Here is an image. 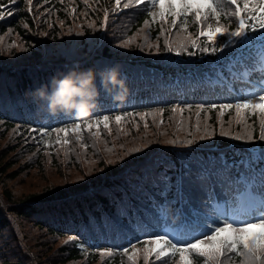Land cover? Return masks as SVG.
I'll list each match as a JSON object with an SVG mask.
<instances>
[{
    "label": "trees",
    "instance_id": "1",
    "mask_svg": "<svg viewBox=\"0 0 264 264\" xmlns=\"http://www.w3.org/2000/svg\"><path fill=\"white\" fill-rule=\"evenodd\" d=\"M130 7L135 9L124 15L129 23L105 41L103 22L121 15L115 6L107 9V19H99L95 16L103 14L102 10L85 15L88 0H34L32 5L27 0L16 4L0 0V11L5 12L0 38L15 45L0 43V264H133L122 251L128 248L131 254L133 244L139 250L135 264H145V240L165 231L177 240L190 239L197 224H208L191 209L202 211L217 199L232 203L234 211L240 209L245 215L254 202L264 199V184L257 179L262 176H246L241 164L255 145L264 149V142L258 140L261 112H245L240 120L235 108L221 116L218 107L235 103L237 94L264 79L260 54L239 51L247 49L240 38L225 36L212 45L221 48L215 54L193 49L190 43L179 55L168 52L166 39L175 42L189 33L192 38L199 36L194 15L188 16L187 31L177 26L162 32L163 22L151 23L146 5L136 6L133 0ZM9 10L12 16H7ZM168 21L165 29L171 28V17ZM221 23L234 30L229 19L222 18ZM125 40L131 41L129 46L120 47ZM104 42L111 46L104 47ZM198 43L206 46L207 38L199 37ZM21 46L28 50L22 51ZM6 49L20 50L19 58L6 61L1 54ZM114 65L120 66L125 80V100L114 103L100 88L97 76L99 104L86 120L109 115L114 121L125 112L152 115H145L144 120L139 115L127 117L109 140L106 135L104 139L94 135L100 126L82 127L81 139L70 132L69 144L53 142L39 151L34 138L41 127H66L84 120L50 116L26 93L72 69L99 72ZM246 71L250 72L247 77L243 75ZM225 84H231L234 92H228ZM193 129L197 135L192 137ZM222 131L228 135L222 136ZM53 133L55 139L64 136ZM247 133L257 138L255 143L233 138ZM188 140L193 143L187 144ZM113 148H121L117 164L100 161V153ZM137 148L142 150L134 151ZM95 154L103 176L84 180L79 186L72 184V176L89 171ZM15 178L27 183L23 189H30L33 179L34 189L25 195L12 194L7 183ZM79 244L88 245V251L81 253ZM109 249L113 250L111 257L100 254ZM242 259L232 254L224 264H242ZM153 260L150 257L149 264ZM201 260L196 258L193 264ZM167 264L181 263L176 256Z\"/></svg>",
    "mask_w": 264,
    "mask_h": 264
},
{
    "label": "snow or ice",
    "instance_id": "2",
    "mask_svg": "<svg viewBox=\"0 0 264 264\" xmlns=\"http://www.w3.org/2000/svg\"><path fill=\"white\" fill-rule=\"evenodd\" d=\"M29 5H32L34 0H27ZM121 0H116V4L119 5ZM9 3L16 4L17 0H9ZM133 0H128V3L123 5L124 8H129L132 5ZM243 6L240 5V0H135V5H146L148 9L157 8L158 11H150L149 15L153 21L163 22L161 24V31L171 32L172 29L179 26V28L187 31L186 25L188 23V16L194 14V21L200 25L199 36L192 38V34L189 33L187 37L176 40L175 42L165 40L166 50L168 52L175 51L177 55L181 52L188 50L189 43L193 49H199L201 52H211L215 54L221 51L219 46L213 47L220 36L229 37L232 39L244 38L248 40V34L255 33L264 44V0H242ZM13 12L9 10L7 16H12ZM108 13L105 12V19H107ZM168 17H171V28H164V24H168ZM5 18V12L0 11V20ZM222 18L229 19L230 23H235L234 30H230L229 27L221 23ZM214 20L215 25L209 23ZM147 24V21L145 22ZM27 27V25H25ZM89 28L94 27L93 24L88 25ZM78 35L83 34L78 32ZM199 37L207 38V45L199 44ZM256 37H253L255 39ZM131 43L130 40H125L121 43L120 47H128ZM173 43L175 46H173ZM15 46V45H12ZM152 47V45H148ZM22 51H27V48L21 46ZM157 51L159 48L157 47ZM189 55H194L195 52H188ZM262 58L261 71L264 72V49L260 51ZM245 77L250 75V72L243 73ZM257 91L251 96L242 95L237 98L235 103H222L218 107L220 109V115L223 116L225 110L235 108L237 117L243 120L244 112L254 113L259 109L264 113V80L259 85H254ZM211 108L215 109L216 104H211ZM198 108L203 109V105H199ZM175 111V108H173ZM163 112V109L160 110ZM139 115L141 120L145 119V115H152V113H128L123 115H116L114 117L117 124H121L122 121L129 116ZM199 115V112L197 113ZM238 120V122H240ZM109 115L99 116L93 120H84L82 124L80 122L67 125L66 127H54L50 130L44 127L39 129L40 136H50L51 132L57 134L64 133L65 139L63 143L69 144V140L66 138L68 134H76L77 139H81V129L91 130L93 127L109 128ZM147 128V123H145ZM261 131L258 137L260 142H264V119L261 120ZM31 132H36L35 128L30 129ZM222 136L228 135L225 132L220 133ZM99 135V132L94 133ZM205 136H201L200 139H205ZM236 140H243L245 143H255L256 139L251 133H247L244 136L237 135L233 137ZM35 139V138H34ZM59 142V140L57 141ZM173 142V141H170ZM192 140H188L187 144H192ZM47 146V142H45ZM147 147V145H145ZM142 149L137 148L134 151L140 152ZM241 164L248 168L253 169L255 165L259 170L264 168V151L255 160L249 159L247 161H241ZM261 175H264L260 172ZM221 223L223 226H220ZM190 239H175L170 237L167 233L156 234L155 239L144 241V260L145 264H149L150 257H154L152 264H167V261L180 256L183 264H193L196 258H205V264H224L226 259H230L232 254L242 257V264H264V199H260L259 202H254L246 212L244 218L238 222L228 217H225L223 221L213 220L210 224H197L195 228L189 233ZM200 237H203L202 239ZM73 237H69L72 240ZM194 241V242H192ZM84 251L83 246H78ZM133 251L129 254L128 248H123L122 251L128 255V259L133 261L138 253L136 245H131ZM102 256L107 255L111 257L113 250L107 251L100 250Z\"/></svg>",
    "mask_w": 264,
    "mask_h": 264
},
{
    "label": "clouds",
    "instance_id": "3",
    "mask_svg": "<svg viewBox=\"0 0 264 264\" xmlns=\"http://www.w3.org/2000/svg\"><path fill=\"white\" fill-rule=\"evenodd\" d=\"M100 88L110 95L114 103H122L127 94L125 80L121 78L120 66L114 65L99 72L92 68L72 69L54 75L48 84H42L26 95L37 103L38 109L50 116L71 115L76 119H88L99 104Z\"/></svg>",
    "mask_w": 264,
    "mask_h": 264
},
{
    "label": "rangeland",
    "instance_id": "4",
    "mask_svg": "<svg viewBox=\"0 0 264 264\" xmlns=\"http://www.w3.org/2000/svg\"><path fill=\"white\" fill-rule=\"evenodd\" d=\"M88 2L90 4V8L85 13V15L88 16V17H90L91 15L93 16L98 11L102 10L103 14L95 16V18L98 16L99 19H101L103 16H105V12L107 11V9H110V7H112V6L117 7L118 10L121 12V15L119 14L120 16L113 17L114 18L113 21L109 22V20H108V22H106V23L103 22L104 27L105 26L107 27L106 32L103 35V38H104L105 41H111V37H112V35L115 34L117 29L120 26L127 25L129 23V17H125L124 16V15L128 14V12H126V11L135 9L133 7L124 8L123 5L125 3H128V1H126V0L121 1L119 5L116 4V0H113V1L112 0H88ZM91 3H93V4H91ZM95 4H97V5L95 6ZM240 5L243 6L242 0H241V4ZM149 10L153 11V12L158 11L157 8H151V9L147 8V12L148 13H149ZM62 14L64 15V11L62 12ZM148 17H149L151 23H155V24L158 23L157 21H153L152 17L149 14H148ZM209 23L215 25L216 22L214 20H212V21H209ZM256 36H257V34L253 33L252 36H250L248 34V37H249L248 40H245L244 38H240L241 46L245 47V46H247L248 43H253V42L260 41L259 37H256ZM253 37H256V38L253 39ZM137 38L140 39L139 37H137ZM0 43L12 45L9 41H7V39L5 37L0 38ZM260 44L262 46V49H264V44H262L261 42H260ZM102 45L107 48V47L111 46V42H104V43H102ZM160 49H162L161 45L159 46V51H160ZM19 51L20 50L13 52V51H8V49H6V51L2 52L1 54L3 55V58L6 61H14L17 58H19V56H20L19 55ZM159 51L157 53H159ZM18 63H21V61H18ZM254 93H255V91L253 93H249L248 95L251 96ZM256 112H261V111L259 109H257ZM256 112H254V114ZM246 113L253 114V113H250V112H247V111H246ZM260 115L262 117L261 120L264 119V113L261 112ZM261 120L259 121L260 124H261ZM117 126H121V125L117 124L115 122V120L114 121H112V120L109 121V128L108 129L103 128V126L101 125L100 126L101 128L99 130H97V132H99L98 137L99 138L102 137L104 139V137H105L104 135H106L107 140H109L112 137L114 129ZM184 127L186 128L187 125H184ZM244 127H245L244 125L241 126V129L244 128ZM47 129L50 130L51 128H47ZM189 133L192 134V137H193V134L197 135L196 134V130H194V129L190 130ZM64 138H65V136H62V137L58 136V138L55 139L53 132H51L50 136H40L39 134H37V136L35 137V145L39 147V151H42L43 147L46 146L45 142H47V144H52L53 142L56 143L59 140V143H61ZM111 146H112V143L108 142V147H111ZM113 150L114 151H111V152H109V151L101 152L100 153V158H101L100 161H103L105 164H106V161L111 162L112 164H117V160H118L119 156L122 155L121 148L120 149L119 148H113ZM92 152H94V151H92ZM95 155H96L95 162L92 165L88 166L89 167V171H87V173L84 174V175L83 174H77L76 176H72V178H71L72 184H74L76 186H79L84 180H88L89 182H91V181L96 180L99 176H103L102 168L99 165H97V163H98L97 162V154H95ZM16 179H18V178H15L12 181L7 183L9 185V187L11 188L12 194L14 192V193H21L22 195H25L28 191L34 189V186L32 185L33 182H34L33 179L31 180V184L29 186V187H31L30 189H23L24 187H22V186L26 185L27 183L25 184V182L16 181ZM54 184L58 185V184H60V182L59 183H54ZM192 214L194 215V213H192ZM82 246H83L84 250H87V246L86 245H82ZM81 253H82V250H81ZM127 258H128V255H127ZM97 260H101V259H97ZM177 260L181 264H183V261H181L179 255H177ZM200 264H205V258H202Z\"/></svg>",
    "mask_w": 264,
    "mask_h": 264
},
{
    "label": "bare ground",
    "instance_id": "5",
    "mask_svg": "<svg viewBox=\"0 0 264 264\" xmlns=\"http://www.w3.org/2000/svg\"><path fill=\"white\" fill-rule=\"evenodd\" d=\"M224 88L228 91V92H234V89H233V87L230 85V84H225L224 85ZM179 123H181V122H176L175 124H179ZM97 192V191H96ZM93 193H94V191H93ZM92 194V193H91Z\"/></svg>",
    "mask_w": 264,
    "mask_h": 264
}]
</instances>
